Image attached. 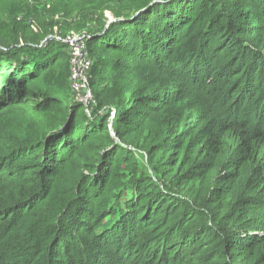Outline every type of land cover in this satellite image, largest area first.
Segmentation results:
<instances>
[{"label": "trees", "instance_id": "1", "mask_svg": "<svg viewBox=\"0 0 264 264\" xmlns=\"http://www.w3.org/2000/svg\"><path fill=\"white\" fill-rule=\"evenodd\" d=\"M129 3L86 103L69 38L0 32V110L41 113L0 136V264H264V0Z\"/></svg>", "mask_w": 264, "mask_h": 264}, {"label": "rangeland", "instance_id": "2", "mask_svg": "<svg viewBox=\"0 0 264 264\" xmlns=\"http://www.w3.org/2000/svg\"><path fill=\"white\" fill-rule=\"evenodd\" d=\"M128 7L129 0H0V32L29 24L37 32L49 30L53 35L72 39L87 35L98 24L114 20L115 5ZM25 22L26 24H22ZM28 27V26H26ZM69 57V49L65 50ZM41 113L18 104L0 110V136L20 137L21 132L39 126ZM139 164L146 163L143 150L132 146ZM147 166V165H146Z\"/></svg>", "mask_w": 264, "mask_h": 264}, {"label": "built area", "instance_id": "3", "mask_svg": "<svg viewBox=\"0 0 264 264\" xmlns=\"http://www.w3.org/2000/svg\"><path fill=\"white\" fill-rule=\"evenodd\" d=\"M85 35H78L68 42V47L71 56V87L72 92L76 98L84 103L91 97L90 92L86 87L87 72L90 67V60L88 59L85 48Z\"/></svg>", "mask_w": 264, "mask_h": 264}]
</instances>
